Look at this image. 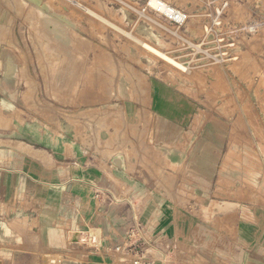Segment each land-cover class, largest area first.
I'll return each instance as SVG.
<instances>
[{"label": "rangeland", "instance_id": "obj_1", "mask_svg": "<svg viewBox=\"0 0 264 264\" xmlns=\"http://www.w3.org/2000/svg\"><path fill=\"white\" fill-rule=\"evenodd\" d=\"M165 1L184 27L150 0H0V68L20 73L25 106L66 117L116 164L188 134L194 109L196 131L230 134L227 161L264 175V0Z\"/></svg>", "mask_w": 264, "mask_h": 264}, {"label": "crops", "instance_id": "obj_2", "mask_svg": "<svg viewBox=\"0 0 264 264\" xmlns=\"http://www.w3.org/2000/svg\"><path fill=\"white\" fill-rule=\"evenodd\" d=\"M24 86L0 68V264H264V175L227 161L230 134L196 131L193 109L188 134L157 136L173 141L132 170L66 117L25 106Z\"/></svg>", "mask_w": 264, "mask_h": 264}, {"label": "built area", "instance_id": "obj_3", "mask_svg": "<svg viewBox=\"0 0 264 264\" xmlns=\"http://www.w3.org/2000/svg\"><path fill=\"white\" fill-rule=\"evenodd\" d=\"M148 5L150 6V8L154 9L155 11L163 14L169 20V22H171L178 29L184 27L187 24L188 20L190 19V15L187 11L170 4L165 0H157V2L155 3H152L150 0ZM223 41L224 39H220L219 43H222ZM231 47H233V43H230L228 45L222 44L221 47L222 50L218 52L216 56H214L213 58H215V60L217 61L218 58L222 60H224L225 58H229L228 57L230 54L229 50ZM205 53L207 55L208 54L210 55V53H208L207 51ZM128 239L129 240H128L127 248L129 249L130 253L132 255L141 253L140 247H142L143 237H142V228L140 223H136V225L130 229V234Z\"/></svg>", "mask_w": 264, "mask_h": 264}, {"label": "bare ground", "instance_id": "obj_4", "mask_svg": "<svg viewBox=\"0 0 264 264\" xmlns=\"http://www.w3.org/2000/svg\"><path fill=\"white\" fill-rule=\"evenodd\" d=\"M152 3L157 2V0H151ZM96 14V13H95ZM98 15V14H97ZM63 17V16H62ZM98 17L102 18L100 15H98ZM104 19V18H103ZM63 23V22H62ZM115 25V24H114ZM61 27V26H60ZM60 30V29H59ZM121 30V29H120ZM51 33V32H50ZM53 36V35H52ZM54 37V36H53ZM74 44V42H73ZM150 47V46H149ZM151 48V47H150ZM61 49V48H60ZM77 56V55H76ZM169 60H172L171 58H168ZM69 60V59H68ZM66 61V60H65ZM74 66V65H73ZM63 71V70H62ZM60 78V77H59ZM8 80V79H7ZM69 80V79H68ZM6 81V80H5ZM66 82V81H65ZM65 89V88H63ZM241 148V147H240ZM237 154V153H236ZM254 179V178H253Z\"/></svg>", "mask_w": 264, "mask_h": 264}]
</instances>
